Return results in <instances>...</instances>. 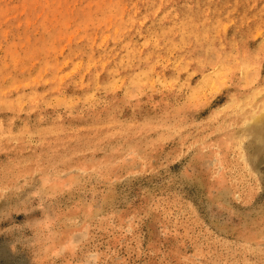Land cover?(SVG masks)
Instances as JSON below:
<instances>
[{
  "label": "rangeland",
  "instance_id": "obj_1",
  "mask_svg": "<svg viewBox=\"0 0 264 264\" xmlns=\"http://www.w3.org/2000/svg\"><path fill=\"white\" fill-rule=\"evenodd\" d=\"M0 264H264V0H0Z\"/></svg>",
  "mask_w": 264,
  "mask_h": 264
}]
</instances>
